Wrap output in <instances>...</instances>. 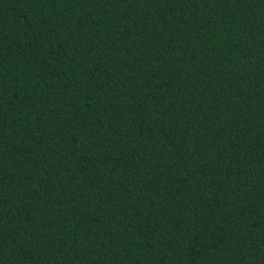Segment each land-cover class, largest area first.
<instances>
[{
    "label": "trees",
    "instance_id": "16d2710c",
    "mask_svg": "<svg viewBox=\"0 0 264 264\" xmlns=\"http://www.w3.org/2000/svg\"><path fill=\"white\" fill-rule=\"evenodd\" d=\"M0 264H264V0H0Z\"/></svg>",
    "mask_w": 264,
    "mask_h": 264
}]
</instances>
